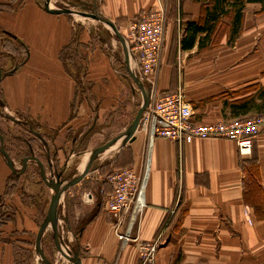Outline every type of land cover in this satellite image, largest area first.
<instances>
[{"label":"crops","instance_id":"obj_1","mask_svg":"<svg viewBox=\"0 0 264 264\" xmlns=\"http://www.w3.org/2000/svg\"><path fill=\"white\" fill-rule=\"evenodd\" d=\"M68 1L82 8L89 0H49L52 8ZM0 2L13 4L12 9L0 11V30L26 50L23 61L3 73L0 83V110L6 112L0 113V145L5 144L20 175L17 193L6 198L7 179L14 172L0 152V205H16L14 220L0 227V264H23L18 258L23 254L16 251L8 234H18L15 242L23 245L19 252L32 249L30 236L46 217L53 192L41 175V166L48 179L76 178L86 166L76 173L70 171L73 145L85 143L89 147L120 136L140 107L130 122L125 114V127L110 124L115 117L120 118L121 104L127 105L128 111L135 106L127 99L125 84L129 79L121 73L116 57L119 47L115 39H119L108 23L52 13L46 9L45 0ZM208 3L168 1L158 90L167 93L183 87L198 122L264 115V12L258 8L264 0L243 3L240 31L233 42H229L233 29L230 14L218 19L207 41V32L200 33L194 47L183 50L180 40L187 33L188 23H204ZM90 5L97 6L124 35L141 12L159 8L157 0H93ZM221 27L224 35L214 43ZM101 28L108 34L106 40ZM111 29L116 38L111 36ZM176 33L177 47L173 45ZM72 41L77 52L85 55L82 61L88 73L81 81L90 85L88 96L86 90L81 92V81L76 82L60 60L62 48ZM123 50L127 57L124 46ZM115 145L120 150L110 163L91 168L60 199V215L66 218L60 225L65 222L66 234L71 237L78 229L75 252L82 264H139L137 245L123 247L113 232V219L106 211L111 186L104 174L111 169L133 168L141 175L147 160L149 177L139 235L151 241L164 230L157 264H264V128L254 140L251 155L245 157L239 155L234 142L225 139L188 137L176 142L156 138L150 150L146 134L139 129L133 140L124 144L122 139ZM31 157L40 164L28 160L24 168L23 160ZM254 158L259 186L248 188L246 168ZM31 167H36L41 179L38 182L35 172L28 171ZM61 240L67 244L63 237Z\"/></svg>","mask_w":264,"mask_h":264},{"label":"built area","instance_id":"obj_2","mask_svg":"<svg viewBox=\"0 0 264 264\" xmlns=\"http://www.w3.org/2000/svg\"><path fill=\"white\" fill-rule=\"evenodd\" d=\"M157 1L159 8L141 12L129 24L124 36L128 69L137 77L139 84L145 87L150 99L139 125V130L147 136L148 148L151 150L156 138L176 142H183L188 137L225 139L237 145L241 157L251 155L254 140L264 128V115L214 123L198 122L193 117L183 87L173 92H159L157 84L170 0ZM178 58L180 61V56ZM148 177L149 160L141 175L133 168H124L106 177V182L111 186L106 196V211L113 219V232L123 247L129 243L137 245L139 264H157L158 253L164 242V230L151 241L142 240L139 235L140 218L146 205ZM97 264L107 263L99 261Z\"/></svg>","mask_w":264,"mask_h":264},{"label":"rangeland","instance_id":"obj_3","mask_svg":"<svg viewBox=\"0 0 264 264\" xmlns=\"http://www.w3.org/2000/svg\"><path fill=\"white\" fill-rule=\"evenodd\" d=\"M90 2L93 3V0L87 1L88 4L83 6L82 8L78 7V6H73L75 4H71V3H69V1L65 2L64 4H60V5L56 4L57 6L56 5H54V6L73 10L76 13L74 16H72V18L74 20L87 21V20H89L88 17H86L87 15L96 14L95 9L92 5H90ZM249 8H251V7H249ZM258 8L260 9L259 11L264 12V5L258 6ZM249 11H251V9ZM252 11L256 12L255 9H253ZM105 24H107V23H105ZM107 26H109V28H111L110 25H107ZM101 32H102V34L104 36L103 38L105 40H106V38H109L107 32L102 31V28H101ZM223 35H224V28L221 27L220 30L216 33V35L214 37V43H219L220 39ZM111 36H113V38H116L113 30H112ZM115 40H116V42H118L117 46L119 47V51L116 54V57L118 59V62L120 63L121 73H123V75L129 79L126 82L127 84H125V88L127 89L126 90L127 99L130 98L131 104H133L135 107L133 108V110L128 111L127 105L124 106L123 105L124 103L121 104L120 105L121 106L120 118L115 117L110 122V124L112 126L115 125V127H119V126L125 127V125L128 124V121L124 122V120H126L125 114L127 113V116H129V118H130L129 122H130L133 118L132 114L136 113V110L138 109V107L141 108V105L143 104V97H142V94H141V91L139 89L138 84H136V82L132 79L129 70L128 69H127L128 71L126 70V67L129 63H128V61H126V58H125L126 56L124 54L123 46H122L121 42L119 40H117V38ZM177 43H178V35L176 33L174 40H173V45L175 47H177ZM84 57H85V55L80 50V52L78 53V58H76V62L82 64L81 65L82 69L80 70L81 78L84 77L88 73L87 64L82 61L84 59ZM24 58H25L24 48L19 43H15V42L11 41L6 35H4L2 33V30H0V66L2 68V72L8 73V72L12 71L14 69V67L18 66L19 63L21 61H23ZM71 65L72 64L69 65L70 66L69 69L75 75V73H76L75 68L73 65L72 66ZM79 87L82 90V91L80 90L82 93H83V89L86 90L85 91L86 96H88L90 94L88 92V89H87L90 87V85L86 81H84L83 83L81 81V84L79 85ZM133 90L135 93L134 95H133ZM126 101L128 102V100H126ZM94 104H95V102H94ZM94 104H92V105H94ZM0 113L6 114V112L3 109H2V111L0 110ZM1 118H2V116L0 115V119ZM116 123H117V125H116ZM95 137L99 138V133L96 132ZM103 141L104 140L102 139L100 144L97 142H94V143L90 144L89 147H87V145L85 143L83 145L82 144H79V145L74 144L73 148H72V159H71L70 168H69L70 171H72L74 173L78 172L79 170L82 171L86 165V160H87L88 156H89V159H88V161H89L90 160V154L98 146L106 144ZM0 147H1V145H0ZM119 150H120L119 148L116 149V151H115V149H110V150L106 151L105 154L99 155L96 158V160H94L95 162L92 165V170H94L95 168H97L99 166L107 164L108 162L110 163L115 158L116 154H118ZM112 152H114V153H112ZM110 153H112V154L110 156H108ZM15 154L16 153H14L13 155H15ZM82 161H83V163H82ZM81 163H82V168H81ZM35 170H36V167H34V168L31 167L28 171L34 173ZM119 170H121V169H119ZM113 171H117V170L111 169L110 171H108L104 174V177L106 178ZM35 179L37 180V182L40 179L39 176H37V172H35ZM50 200L51 199H49V202H50ZM15 211H16V205L14 203L13 204L6 203L4 206L0 205V214L3 212L5 213V217H3L4 222H0V227L8 221L14 220V218L16 217ZM91 215L94 217L96 215L95 211ZM61 218L63 221V218H65V216L61 215ZM38 230L34 236H32V235L30 236V240H31L30 243H31L32 249H24V250H26V252H23L22 250H20V252H19L20 247H22V249H23V245L20 246V242H18V244H16V242H15L16 238L18 237V234H12V235L8 234V237H10L12 239V241L15 243L16 251L18 253L23 254L22 256L20 255L21 257L18 254V256H19L18 258H21V260H23V264H44L43 261L41 260L40 256L38 255L37 247H36V238H37ZM77 231H78V229H76V231H73V236L71 237L70 235L67 236V234H66L67 230H66L65 222H62V224L59 227V237L60 238L63 237V239L67 242V244H64V247L66 249H68L71 254H73L75 252V247H77V239H78L77 238ZM42 248H43L45 256L47 257V259L51 263H53V264H74L71 260H69L67 257H65L64 254L60 253L59 250L56 248L55 242L53 240V231H52V228L50 226H48L46 228L44 235L42 237Z\"/></svg>","mask_w":264,"mask_h":264},{"label":"water","instance_id":"obj_4","mask_svg":"<svg viewBox=\"0 0 264 264\" xmlns=\"http://www.w3.org/2000/svg\"><path fill=\"white\" fill-rule=\"evenodd\" d=\"M45 7H46L47 10H49L50 12L55 13V14H63V15H67V16H74L76 14L71 9H67V8H52L50 6L49 0H45ZM94 9H95V13L96 14L87 15V17L96 18V19H99L101 21H104V22L108 23L113 28L116 36L118 37V39L120 40V42L122 43V45L124 46V49L126 51L127 47H126L125 39H124L122 33L116 27L115 23L113 21L107 19L106 17H104L100 13V11H99L97 6H95ZM126 55H127V52H126ZM126 59H127V57H126ZM130 74H131L132 78L134 79V81L136 82V84H138V86H139V89H140L142 97H143V104L141 105V108L138 110L133 122L131 123L129 128L126 130V132L124 134L118 136V137H115L114 139L110 140L106 144L96 148L90 154V160L88 161V163H87L85 169L83 170V172L81 174H79L76 178L72 179V180L63 181V180H61L60 176H58L56 180L48 179L44 175L43 167L41 166V175H42V177L47 182H49L50 185L53 188V193H52V196H51L50 205H49V208H48L47 215L44 218V220H43V222H42V224H41V226L39 228V232H38L37 238H36L37 252H38V255L40 256V258H41V260L43 261L44 264H53L47 259V257L44 254L43 248H42V237H43L44 232H45V230H46V228L48 226H50L52 228L53 239H54V242H55L56 247L59 250V252L64 254L65 257H67L69 260H71L74 264H82V261H81V259L79 257V254L75 252L73 255H71L69 252H67L63 248V243L60 240L59 230H58L59 218H60V207H59L60 199H61L63 193L66 190H68L71 186L79 183L87 174L90 173L92 163L94 162V160H96V158L100 154H102L103 152H105L108 149H110L112 146H114L116 143H118L122 139H123L124 144H127L128 142H130L131 140L134 139L135 134H136V132L139 129L141 117H142L143 112L145 111V109L148 107V105L150 103V99H149V97L147 95L145 87L139 84V81H138L137 77L134 75V73L130 72ZM2 77H3V72H2V68L0 66V83L2 81ZM0 152L6 157L8 165L11 168V170L14 172V174H17V172L13 168L12 160H11L10 156L8 155V153L6 152V150L3 147H0ZM28 160H35L38 164H40L39 160L37 158H35V157L25 158L23 160V167L24 168L26 167V162Z\"/></svg>","mask_w":264,"mask_h":264},{"label":"trees","instance_id":"obj_5","mask_svg":"<svg viewBox=\"0 0 264 264\" xmlns=\"http://www.w3.org/2000/svg\"><path fill=\"white\" fill-rule=\"evenodd\" d=\"M13 2L16 0H12ZM208 6L205 13L204 23L196 24L193 22L188 23L187 33L180 40V46L183 50L191 49L197 42V36L200 33H206V41L209 37L213 36L214 31L216 30L217 25L219 24L218 19L222 16L228 18L230 14H232V22L233 29L231 31V37L229 42H233L236 39L240 31V25L242 23L243 17V3L244 2H261L263 0H207ZM12 3L0 2V11L10 10L12 9ZM9 39L15 43L18 41L12 38L9 34ZM205 42H200V44H205ZM20 44V43H19ZM21 45V44H20ZM22 46V45H21ZM23 47V46H22ZM25 50V48H24ZM26 53V50H25ZM76 58H78V52L76 50L75 42L72 41L70 44L62 48L60 52V60L63 63L67 73L74 78V80L78 83L81 81L80 70L82 69V64L76 62ZM70 64H72L75 68V75L71 72ZM71 65V66H72ZM246 182L248 184V188H258L259 186V167L256 159H252L249 163V167L246 168ZM20 175L11 174L7 179L6 189L4 196L6 198H10L15 195L18 191ZM257 203L261 206L263 201L259 200ZM263 206V205H262ZM5 213L0 214V222H4ZM2 224V223H1Z\"/></svg>","mask_w":264,"mask_h":264},{"label":"bare ground","instance_id":"obj_6","mask_svg":"<svg viewBox=\"0 0 264 264\" xmlns=\"http://www.w3.org/2000/svg\"><path fill=\"white\" fill-rule=\"evenodd\" d=\"M119 145V144H118ZM118 145H115V146H113V147H111L110 149H116L117 147H118ZM110 149H108V150H110ZM107 150V151H108ZM88 159H89V156H88V158H87V160H86V164H87V162H88ZM86 166V165H85Z\"/></svg>","mask_w":264,"mask_h":264},{"label":"flooded vegetation","instance_id":"obj_7","mask_svg":"<svg viewBox=\"0 0 264 264\" xmlns=\"http://www.w3.org/2000/svg\"><path fill=\"white\" fill-rule=\"evenodd\" d=\"M3 142H4V141H3ZM2 147L6 150V152H7L8 155H9V151H8L7 147L5 146V144H3ZM9 156H10V155H9ZM10 158H11V156H10ZM11 159H12V158H11Z\"/></svg>","mask_w":264,"mask_h":264}]
</instances>
